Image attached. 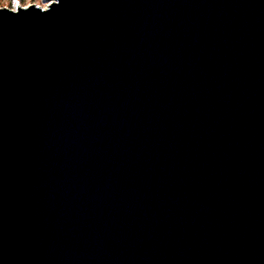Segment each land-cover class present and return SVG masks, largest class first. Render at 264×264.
<instances>
[{"label": "water", "instance_id": "95a60500", "mask_svg": "<svg viewBox=\"0 0 264 264\" xmlns=\"http://www.w3.org/2000/svg\"><path fill=\"white\" fill-rule=\"evenodd\" d=\"M0 8V264H264V0Z\"/></svg>", "mask_w": 264, "mask_h": 264}, {"label": "rangeland", "instance_id": "374dc122", "mask_svg": "<svg viewBox=\"0 0 264 264\" xmlns=\"http://www.w3.org/2000/svg\"><path fill=\"white\" fill-rule=\"evenodd\" d=\"M50 2L47 0H0V8H8L12 10H16L19 7H26L29 5H35L40 8H45L47 4Z\"/></svg>", "mask_w": 264, "mask_h": 264}, {"label": "snow or ice", "instance_id": "6c2138e0", "mask_svg": "<svg viewBox=\"0 0 264 264\" xmlns=\"http://www.w3.org/2000/svg\"><path fill=\"white\" fill-rule=\"evenodd\" d=\"M17 2H18V0H17Z\"/></svg>", "mask_w": 264, "mask_h": 264}]
</instances>
